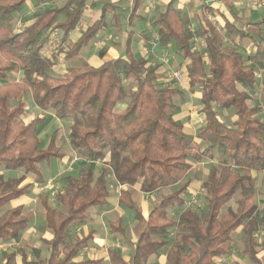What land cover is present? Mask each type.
Wrapping results in <instances>:
<instances>
[{
  "label": "trees",
  "instance_id": "16d2710c",
  "mask_svg": "<svg viewBox=\"0 0 264 264\" xmlns=\"http://www.w3.org/2000/svg\"><path fill=\"white\" fill-rule=\"evenodd\" d=\"M29 1L40 5L50 0H0V247L19 244L30 223L24 205L2 209L27 195L35 184H45L41 164L56 163L64 156L57 130L46 147L41 142V134L56 120L72 117L71 149L102 167L97 175L91 166L77 175L63 172L64 191L56 200L64 212L51 204L47 194L38 195L45 226L53 231L44 239L46 257H31L16 248L5 252L0 264L99 263L91 257L80 259L91 246L93 232L71 240L70 227L83 223L91 207L109 204L111 175L127 186L120 191L119 203L134 210L140 230L130 257L110 247L109 264H218L219 258L230 254L235 232L242 234L243 254L263 264L259 254L264 248V204L260 208L256 200L254 173L264 172V95L261 104L251 105L248 92L259 88L262 73L264 89V45L255 39L264 20L238 28L225 19L223 35L206 16L198 17L193 28L192 18L171 2L153 21L160 45L173 46L181 54L189 86H198L204 123L192 134L176 117L189 101L187 92L160 81L158 65L145 57L136 59L130 39L126 57L99 66H72L55 76L57 56H77L95 39L98 25L89 27L66 51L59 47L47 55L44 49L53 34L61 33L64 42L77 28L87 0L42 7L30 18L33 23L17 31L16 20ZM227 1L232 5L235 0ZM196 38L202 40V49L195 46ZM244 38L254 46L248 56L238 48ZM30 91L41 114L26 123L23 96ZM126 99L127 107L116 112ZM222 110L233 113L234 125L221 120ZM204 161L210 166L202 183L200 214L184 196L191 182L185 179L194 163ZM19 170L21 175L16 174ZM29 175L35 176L34 181L24 183ZM177 184L180 188L165 194L145 218L133 199L134 188L150 194ZM231 201L235 209L228 205ZM172 207L178 210L175 217L169 214ZM110 226L111 233L124 234L121 222ZM171 228L173 239L167 237Z\"/></svg>",
  "mask_w": 264,
  "mask_h": 264
},
{
  "label": "crops",
  "instance_id": "0c3cea01",
  "mask_svg": "<svg viewBox=\"0 0 264 264\" xmlns=\"http://www.w3.org/2000/svg\"><path fill=\"white\" fill-rule=\"evenodd\" d=\"M63 1L64 0H55V1L50 0L49 2L52 3L51 5H55V4H60ZM171 2L173 3L176 9H180L181 11L186 12L188 16L192 18L193 28L195 24L196 25L198 24L197 23L198 17H203V16H206L208 20H210L220 32H221V29L223 30L224 28L225 19H229L230 21L235 23L238 28L244 27L247 24L249 25L251 23H256V22L264 20V18L262 20H259V19L245 20L244 19V17L247 15L253 16V13L251 14L250 12H248L245 6L243 7L244 9L241 7L243 6L242 2L245 3L246 0H235L232 2V5L227 0H139V2H135V0H87L83 19L81 20L77 28L68 36L67 40L64 41V43L66 42L68 43V45L65 46L64 50L66 51L69 48L70 44L76 42L88 30V28L93 25H95V27H97L96 25H98L97 35L95 39H92L88 43V45H86L80 50L77 56L69 58V59L65 58L63 55H60V56L63 57L64 60H67V61L68 60L71 61L74 58L76 59V57H83L85 58V61L95 63V64L86 65V66H99L105 61L113 60L118 57H126L127 50H128V40L130 39L131 41L130 50L133 56L136 59L145 57L152 64L158 65V73L160 74H163L164 71L166 72V69L163 68V65L161 63V61L164 62L166 60L161 59V57L157 58L156 52L160 51L162 54H164L163 50L167 51L168 49H172L174 54L178 57L179 61L181 62L180 68L182 70L180 71L184 72V77L188 80L187 72H186L187 71L186 65H183L184 64L183 57L181 56V54H179V52H177V50L173 46L169 45L167 47H164L160 45V43L158 42V35L156 33V29L153 26V21L158 17V15L166 11L168 5ZM28 3L30 4V6L28 5ZM231 8H233L234 10V16L231 15L232 14ZM38 10H39V5H36L35 2H32V1L27 2V5L25 6L22 14L19 15V17L17 18L16 23L17 21L21 20V17L24 18V19L22 18L24 22L27 21L28 23V21L33 16V14ZM26 25L27 24H25L24 26ZM107 31L113 32L114 35L118 37H116V39H114L113 42L110 41L108 43H104V47L97 49L98 47L102 45L101 40ZM150 33H153L155 37L153 38L152 37L153 34H150ZM222 34L223 35L225 34L224 30L222 31ZM257 36L258 35H256L255 37L257 41H259L260 39L263 40V38H260ZM245 39L246 38H244L243 40ZM226 40L228 41V38H226ZM243 40L241 41V43L243 42ZM201 41H202L201 39L196 38L194 41L195 46L197 45V42H200V45H201ZM262 43H264V40ZM252 45H253V42H252ZM253 49H254V46H253ZM53 53L48 54V55H52ZM185 104H189V102ZM183 105L184 104L181 105V110L176 117L185 123V120H187L186 117H189V116L192 117L193 114L198 113L200 111V107L198 105L197 106L191 105L188 107V113L184 115ZM26 114H27V103H26V112L24 114V121L28 123L36 117V116H33L30 118V120L27 121ZM56 122L57 120L55 121V123ZM186 127L188 126L186 125ZM48 131L43 132L40 137L42 138V135L46 134ZM71 151L73 155H71V152H67L66 154H64L63 158L58 160L56 163L47 164V165L52 166L51 170H52V175L54 177L57 175H60L62 179V174L65 171L71 172L74 175H77L75 173L77 164H80L82 162L92 163V162L86 161L84 158L78 157L72 149ZM41 169L43 168L41 167ZM4 173L10 174L7 171H4ZM42 173L45 177L43 170H42ZM30 176L33 180L29 179ZM34 179H35L34 175H29L24 183H31L34 181ZM45 179L47 183V178L45 177ZM28 180H31V181H28ZM46 183L42 185L35 184L34 186L30 188V191L27 195H29L30 192L31 193L37 192V195H39L40 193L46 194L44 191H42V188H41L42 186L46 185ZM111 184L113 185L115 184L114 186L116 188L112 185L111 187V189L113 190L112 191L109 187V191L111 194L109 197V204L106 205L102 209L91 207L88 210V216L86 220L81 224V226L85 228L82 234L86 235L92 231L93 239L91 242V246L88 249L84 250L82 252L83 254L81 253L82 255L80 259H83L85 257H89V258L91 257L99 261V263L97 264H109L108 263V257H109L108 250L110 247H116L118 250H120L123 253V255L126 258H129L133 252L134 242L137 240V236H138L137 231L140 230L138 228L139 223L138 221L135 220V212H134V215L130 218L128 211H126L127 212L126 214L129 215L127 217L129 218V224L127 223L128 221L124 222V219L121 217L125 214L123 212L121 213L120 216H118L116 220L114 221L109 220L107 222L108 233L106 235L102 231L98 230L97 228L98 224H102L104 221L103 219L104 213H109L111 212V210L113 211L116 210L118 212L121 207L122 208L126 207L125 205H121L119 203V196H120L121 189H126L127 186L119 185L112 175L109 177V185ZM36 186H39L40 190H37L38 187ZM201 189L202 187L200 188V191ZM136 190L139 191L143 195V197H147L149 196V194L140 191L138 187H135L133 190V199L135 200L137 206L140 209H142L144 217L147 218L151 209L147 213L143 205L141 206L138 205L136 199L134 198ZM193 192H199V190L196 189ZM27 195L22 196L21 198L12 200L9 203L19 201V203H16L14 206L24 205L25 207L26 202L24 198L28 197ZM120 222H121L122 227L124 228V234L121 233V231H118L116 233H111L110 223L119 224ZM129 228H131L130 230L133 231L132 232L133 234L135 233V238L133 237L131 233H130L131 235L128 233ZM27 229L23 233L21 241H25L26 238L27 239L30 238V233L28 232ZM47 230L49 231V236L46 237V239L50 238L53 235V231L51 229L47 228ZM117 235H120V236L117 237ZM117 238L120 239L121 243L118 244V242L115 241ZM125 249H126V253L123 252Z\"/></svg>",
  "mask_w": 264,
  "mask_h": 264
},
{
  "label": "rangeland",
  "instance_id": "374dc122",
  "mask_svg": "<svg viewBox=\"0 0 264 264\" xmlns=\"http://www.w3.org/2000/svg\"><path fill=\"white\" fill-rule=\"evenodd\" d=\"M247 2V1H246ZM242 2L241 6L242 8L245 6L248 10V12H250L251 14L253 13V16H245L244 19L248 20H262L264 18V4H260V5H252L250 4V2L247 3ZM28 5L30 6V4L28 3ZM41 5V4H40ZM39 5V9L42 8V6ZM244 9V8H243ZM23 12V11H22ZM33 12V11H32ZM247 13V12H245ZM24 15V13H23ZM245 15V14H244ZM24 19V18H23ZM27 24V21L24 22V20H22V22L15 24V29L17 30H21L24 25ZM222 29H221V33H222ZM153 34V33H150ZM59 37V42L56 41L54 43L51 42V40L48 42L47 46L45 47V52L46 54H51L53 52L56 53V51L59 49V47H62V49H65V46L68 45V43H64L62 40V34L59 33L58 34ZM116 35H114L113 32L111 31H107L106 34L104 35V37L102 38V45L99 48L104 47V43H108V42H113L114 39H116ZM152 37L154 38L155 35L153 34ZM260 38H263L264 40V25L262 27L260 36H257ZM109 40V41H108ZM157 41V39H156ZM264 45V43H263ZM196 47L198 49H202L200 42H197ZM239 50L245 55L248 56L249 52L252 51L253 49V45L252 42L249 38H246L245 40H243V42L241 43V45H239ZM84 50V49H83ZM157 51V50H156ZM162 54L160 51L156 52L157 58L161 57V59H165L166 61H161L163 68L166 69V72L164 71L163 74H160L161 77L159 78L160 81H168L171 85L178 87L179 89H182L184 91L187 92L188 94V102L189 104H184V115H186L188 113V107L191 105H199V96H200V92L198 90V86L196 88H191V86H189L188 84V80L184 77L182 82H176L173 78H172V73L174 71H180L182 70L180 68L181 62L179 61L178 57L174 54L172 49H168L163 50ZM156 58V59H157ZM90 64H95L94 62H88L85 61V58L83 57H76V59L74 58L71 61H67L64 60L63 57H61L60 55L57 56V60H56V65L54 67V75L55 76H62L66 70L68 69V67L71 66H78V67H85L86 65H90ZM158 64V63H157ZM167 73V74H166ZM169 74V75H168ZM261 74V73H260ZM263 75V73H262ZM262 75H260V77L258 78L259 80V88L256 91H249V95H250V104L251 105H257V104H261L263 101V95H264V89L262 87ZM183 76H184V72H183ZM126 85L129 86V81L126 82ZM240 90H244V88L240 85H238ZM23 99L25 100V102L27 103V114H26V120H30L31 117L33 116H38L39 114H41L40 109L38 108V106L35 103L34 97L32 92H27L24 94ZM16 102L13 101V104H15ZM129 103V99H126L123 102L118 103V105L115 108L116 112H121L123 111L127 105ZM197 111V110H196ZM178 115V114H177ZM187 120H185L186 125L188 126L187 129L189 132H191L192 134H195L197 129L203 125L204 123V117L202 116V114L200 112L195 113L189 117H186ZM221 120L225 121L226 123L230 124V125H234L235 124V117L233 116V113L229 110H222L221 112ZM72 117H69L67 119H63V120H57L56 123H54V125L52 126L51 129H49V131L46 134L42 135L41 138V142L43 143V146L46 147L50 141V135L52 134V132L54 130H57V145L60 147L61 152L63 154H66L67 152H71V146L69 144V138H68V129L70 127V125L72 124ZM43 165V166H42ZM41 167L43 168V172L45 174V177L47 178V183L46 185L42 186V191H44L50 198V202L53 206H55L56 208H58L60 211L64 212V207L59 204L57 202V195L58 193L62 192L64 190V181L61 179L60 175L57 176H53L52 175V170L50 165L47 164H42ZM92 166L94 169L95 174H99V172L101 171V164L100 163H80L77 164L76 166V174H79L83 169H85L88 166ZM209 166H210V162L209 161H204L202 163H194L193 168L191 169V171L189 172L188 176L186 177L185 181H191L188 191L187 193H184V196L186 197V199L189 201H191L192 198V194L196 195L197 197V203L190 205V207H192L194 210L198 211L200 214H202L204 208V198H203V191L200 188L202 187V183L205 181L206 176L208 174V170H209ZM22 170H19L16 174L17 175H21L22 174ZM5 175H9L8 173H5ZM255 176V185L257 187V195H256V200L260 206V208H262L263 204H264V172H260V173H254ZM29 179H32L31 176ZM33 180V179H32ZM31 181V180H28ZM113 184L108 186L112 187ZM115 185V184H114ZM113 185V186H114ZM181 184H177L175 186H173L172 188L168 189V190H164V191H157L154 193H150L149 196L147 197H143V195L139 192V191H135V195L134 198L136 199L138 205H143V207L145 208V211H147V213L150 211V209H152V207L154 206L155 203H159V201L162 199V197L169 193V192H173L176 191L180 188ZM37 190H40L39 186ZM115 187V186H114ZM116 188V187H115ZM198 189L199 192H193L194 190ZM112 190V189H111ZM113 191V190H112ZM28 197H25L24 200L26 202L25 204V212L29 215L30 217V223L28 226V232L30 233V238L29 239H25V241H21L20 244H8V245H2L0 247V261L2 259V255L9 251V250H13L16 248H22L23 250H25L31 257H36L37 254H39L40 257L44 258L48 255L49 250H48V244L44 241V239H46V237L49 236V231L47 230L46 226H45V216L43 214L42 211V207L40 205V203L38 202V195L37 192L36 193H31L29 195H27ZM16 203H19V201L16 202H12L9 203L8 205H6L2 211H5L8 208L13 207ZM144 203V204H142ZM228 205L232 206L234 209L236 208V204L234 203V201H231ZM227 210V206L223 207L222 209V215L225 214ZM128 211L129 215L126 214ZM177 209L176 207H172L169 211V214L171 217H175L177 215ZM125 213L123 216H121L124 219V222L128 221L127 223L129 224V218H127L128 216L131 218L134 215V211L129 209L128 207H124V208H120L119 211L117 212L116 210H111V212L109 213H104L103 214V223L102 224H98L97 228L99 231H102L105 235L108 233V227H107V222L109 220H116L118 218V216L121 215V213ZM132 214V215H131ZM260 215H263L262 212H259ZM82 223L71 226L70 227V239L73 240L75 236H79L82 234V232L85 230V228H83L81 226ZM131 228H129V234L131 233L133 235V237L135 238V233L133 234L132 230H130ZM130 234V235H131ZM120 235H117V237ZM167 237L169 239H173L174 237V229L171 228L169 229L168 233H167ZM120 238V237H119ZM117 238L115 241L119 243H121L120 239ZM264 241V238H261ZM242 247H243V243H242V234L235 232L233 233V241L231 243V252L229 255L227 256H223L221 258L218 259V264H255L253 263L246 255L243 254L242 252ZM124 253H126V249L123 251ZM259 256L262 259V263L264 264V248L261 250ZM19 258V257H18ZM154 258L151 259V261H153Z\"/></svg>",
  "mask_w": 264,
  "mask_h": 264
},
{
  "label": "built area",
  "instance_id": "2783aa9c",
  "mask_svg": "<svg viewBox=\"0 0 264 264\" xmlns=\"http://www.w3.org/2000/svg\"><path fill=\"white\" fill-rule=\"evenodd\" d=\"M246 1L250 2V4L255 5V6L260 5V4H264V0H246ZM51 4H52L51 2H45V3H42L40 6L45 7V6H48V5H51ZM19 22L21 23L22 20H19L18 23ZM50 40H51L52 43L58 41L59 40L58 33L53 34ZM172 78L176 82H179V83L182 82V80L184 78L183 72L182 71H174L172 73ZM196 197H197L196 195H192V198H191V201H190V205H193V204L197 203V198Z\"/></svg>",
  "mask_w": 264,
  "mask_h": 264
},
{
  "label": "clouds",
  "instance_id": "9594fccd",
  "mask_svg": "<svg viewBox=\"0 0 264 264\" xmlns=\"http://www.w3.org/2000/svg\"><path fill=\"white\" fill-rule=\"evenodd\" d=\"M33 22H34V21H29L28 23L31 24V23H33Z\"/></svg>",
  "mask_w": 264,
  "mask_h": 264
}]
</instances>
